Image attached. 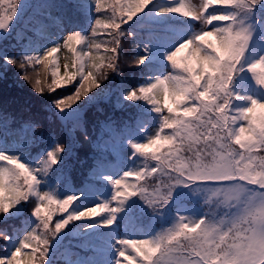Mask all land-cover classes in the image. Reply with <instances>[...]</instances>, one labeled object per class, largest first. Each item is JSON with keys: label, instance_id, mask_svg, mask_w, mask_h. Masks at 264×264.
Wrapping results in <instances>:
<instances>
[{"label": "snow or ice", "instance_id": "obj_1", "mask_svg": "<svg viewBox=\"0 0 264 264\" xmlns=\"http://www.w3.org/2000/svg\"><path fill=\"white\" fill-rule=\"evenodd\" d=\"M155 3L156 0H113L109 15L106 10H102L101 0H93L96 15L88 36L80 32L70 33L63 45L58 42L45 47L42 52L25 51L7 56L4 57V62L21 69V79L30 84L36 94L52 96L53 105L59 112L70 111L100 87L108 77V72H102L94 78V73L91 70L85 72L87 65L81 63L76 69L80 81L68 91H56L61 83L56 78L59 72L57 67L52 71L53 79L45 91L42 82L34 79L37 66L47 68L45 62L60 47H67L72 40H83L86 47L80 51L84 56L89 54L88 45H95L99 49L103 44L108 58L107 69L119 75L120 59L124 51L120 37L130 35L123 31L124 27L121 25H127ZM214 4L220 6L213 7ZM262 5L264 0H199L198 4L186 3V0H167V6L153 7L156 16L176 14L200 26L192 38L179 43L166 55L171 67L167 75L156 77L154 82L133 89L125 96L129 101L144 100L152 106L153 111L160 116L158 129L173 130L170 134H165L164 142L174 146L163 157L153 154L152 162L143 156L147 163L139 170L125 172L115 179L103 177L113 188L109 201L81 204L77 201L82 200L83 193H72L61 198L54 192L40 190L43 178L60 163L66 144L56 142L54 148L44 153L36 167L26 165L19 156L0 153V192L7 191L10 194L7 204L0 197V216L7 217L18 204L24 205L31 201L29 210L37 222L30 232L18 239L0 230V241L3 242L0 246L6 249L4 257L0 258V264H13L22 250L28 248L32 249L28 254L32 264H48L51 242L70 224L99 220L101 227L114 225L118 213L124 210V205L129 200L121 197L138 196L154 213L158 210L157 206L162 208L169 204L178 188L190 190L193 196H199L209 204L223 198L230 207L243 198L246 192L254 198L264 199V187L259 182L249 183L237 173L238 169H247L253 175L264 174V143L260 142L261 121L264 116L259 120L256 118L257 110H264V53H260L249 63L242 62L255 28L260 25V21L255 19V9ZM28 7L29 0H0V39L24 18ZM101 17L108 21L103 27L109 29L107 35L111 37L110 40L96 39L99 34L98 26L102 25ZM43 34L42 26L37 30V35ZM209 37H215V45ZM132 47L140 46L133 44ZM186 49L187 55L178 60ZM144 50L147 52V46ZM145 59L146 56L137 57L135 66L139 67ZM192 60H195V64L190 62ZM68 68L69 65H65V69ZM245 73L252 78L255 90L250 95L242 96L233 91L231 86L235 77ZM89 81L92 86L85 87ZM161 87L165 92H170L177 107L185 99L190 101L184 107L182 116L165 115L164 109L148 95ZM167 111L171 114L173 108L169 107ZM188 116L193 119L182 118ZM14 123L10 114L0 111V129L6 126L20 147L29 151L38 149L45 140L39 123L33 122L31 118L25 120L19 128L13 127ZM76 127L82 130V125L77 122L73 132ZM249 136L255 137L254 146L246 145L241 148L240 142ZM84 139L87 140L88 137L85 136ZM159 140L160 136L156 131L146 142L131 143L130 147L134 155H140ZM128 177H135L136 182L127 183ZM141 177L144 178V183H139ZM89 178L94 179V174L90 173ZM149 179L151 183L148 182ZM125 184L131 191L124 188ZM54 204L65 214L50 224L51 206ZM212 219L209 212H205L198 221L180 216L172 228L153 238L117 239L114 245L117 258L114 264H125L126 261L131 264L133 255L129 248L139 252L151 250L150 254L144 252L143 261H137V264H213L214 260L216 264H220L211 248L205 250L190 243L198 234L211 227ZM190 233L194 235H189ZM181 237L187 242L182 243ZM156 253L158 255L153 258Z\"/></svg>", "mask_w": 264, "mask_h": 264}, {"label": "trees", "instance_id": "obj_2", "mask_svg": "<svg viewBox=\"0 0 264 264\" xmlns=\"http://www.w3.org/2000/svg\"><path fill=\"white\" fill-rule=\"evenodd\" d=\"M187 2L194 4L192 0H186ZM101 3L102 10L111 15L113 0H101ZM159 6H167V0H156V3L145 12L137 13L139 15L130 23L121 25L124 27L123 31L130 35L120 37L124 51L120 59L119 75L107 69L108 58L103 44L99 49L95 45H88L89 54L84 56L80 51L86 47L83 40L79 42L72 40L67 47H60L45 62L47 68L37 66V72L33 74L34 79L42 82L45 91L53 79L52 71L57 67L59 72L56 78L61 83L56 91H68L67 89L80 81L76 69L81 63L87 65L85 72L91 70L94 73V78L102 72H108V77L100 87L96 90L93 87L95 91L90 97L64 113L54 107L52 96L36 94L32 86L21 79L22 70L6 64L4 57L25 51L42 52L53 43L60 42L63 45L70 33L80 32L88 36L96 15L93 0H29L24 18L0 39V111L11 115L15 121L13 125L15 128H19L25 120L31 118L33 122L39 123L45 137L38 149L29 151L18 145L16 138L5 126L0 129V153L19 156L26 165L36 167L44 153L54 148L56 142L67 145L60 163L43 178L41 191L54 192L61 198L72 193L77 195L83 193L82 200L77 201L81 204L109 201L113 195V188L103 177L115 179L125 172L139 170L147 163L143 156L152 162L153 154L163 157L174 146L164 142L165 134H170L173 130L158 129L160 116L153 111L151 105L144 100L125 99L129 91L154 82L156 77L167 75L171 67L166 55L179 43L192 38L199 31L200 26L188 18L176 14L156 16L153 7ZM216 6L220 5H213ZM101 19L102 25L98 26L99 34L96 39L110 40L111 37L107 35L109 29L103 27L108 21L104 17ZM255 19L260 21V25L255 28L243 63H249L260 53H264V5L255 9ZM42 26L44 34L38 36L37 30ZM209 40L216 44L215 37H209ZM37 44L40 47H35ZM133 44L140 47L133 48ZM145 46L147 52L144 50ZM187 52L186 49L177 59L186 56ZM145 56L147 57L145 62L136 67L135 59ZM190 62L195 64V60ZM65 65H69L67 70ZM89 86H92L91 81L85 85ZM231 87L242 96L250 95L255 90L252 78L246 73L235 77ZM148 95L164 109L165 115L174 117L182 116L184 107L190 103L185 99L177 107L170 92H165L163 87L154 89ZM169 107L173 108L171 114L167 111ZM262 116L264 110L258 109L257 120ZM182 118L193 119L192 116ZM77 122L82 125V130L76 127L73 132L72 129ZM156 131L160 136L158 143L146 149L141 156L134 155L130 144L146 142ZM85 136L88 137L87 140L84 139ZM90 173L94 174V179L89 178ZM126 181L133 183L136 182V178L128 177ZM144 182V178L141 177L139 183ZM148 182L151 183V179ZM124 188L131 191L127 184ZM184 189L178 188L169 204L162 208L157 206L158 210L155 213L138 196L121 197L129 200L124 205V210L118 213L114 225L110 227L99 226V220H84L70 224L51 242L48 264H114L117 258L114 247L117 239L153 238L172 228L180 216L198 221L205 214L206 205L186 199ZM9 196L7 191L0 192L5 204L8 203ZM30 204L31 201L24 205L18 204L7 217L0 216V230L6 231L14 239L30 232L37 223L31 216ZM51 211L50 224L65 214L55 204L51 206ZM2 244L0 241V245ZM31 251V248L22 250L13 264H32L28 259ZM129 251L133 255L131 264H137V261H143L147 249L139 252L129 248ZM5 253L6 249L0 246V258H3ZM38 254L37 252L36 255ZM155 255L158 253L154 254L153 258ZM125 264H128V261Z\"/></svg>", "mask_w": 264, "mask_h": 264}, {"label": "clouds", "instance_id": "obj_3", "mask_svg": "<svg viewBox=\"0 0 264 264\" xmlns=\"http://www.w3.org/2000/svg\"><path fill=\"white\" fill-rule=\"evenodd\" d=\"M260 142L264 143V120L261 121ZM254 143L255 137L249 136L240 146L251 147ZM237 173L249 183L259 182L264 187V174L253 175L247 169H238ZM204 205L213 218L211 227L198 234L191 244L205 250L211 248L220 264H264V199L246 192L231 207L223 198L211 204L204 201ZM146 253L150 254L151 250L147 249Z\"/></svg>", "mask_w": 264, "mask_h": 264}, {"label": "rangeland", "instance_id": "obj_4", "mask_svg": "<svg viewBox=\"0 0 264 264\" xmlns=\"http://www.w3.org/2000/svg\"><path fill=\"white\" fill-rule=\"evenodd\" d=\"M192 2L194 4H198L199 0H192ZM0 31H2V30H0ZM184 196H185L186 199H188L190 201H195L196 203L204 204V201H203V199L201 197L193 196L191 191L188 190V189H184ZM189 235H194V234H189ZM180 240H181L182 243H186L187 242V241L184 240L183 237H181Z\"/></svg>", "mask_w": 264, "mask_h": 264}]
</instances>
